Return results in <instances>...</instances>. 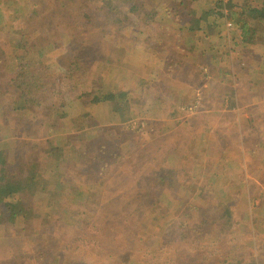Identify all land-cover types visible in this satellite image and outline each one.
Returning <instances> with one entry per match:
<instances>
[{"label":"rangeland","instance_id":"obj_1","mask_svg":"<svg viewBox=\"0 0 264 264\" xmlns=\"http://www.w3.org/2000/svg\"><path fill=\"white\" fill-rule=\"evenodd\" d=\"M132 1L137 11L128 17L106 8L100 12L96 4L101 6V0H0V33L17 25L0 39V51L7 58L5 63L0 58V150L4 151L0 167L21 165L22 181L37 191L31 200V194L23 195L26 201L16 211L32 203L41 213L39 218L29 217L25 230L19 232L13 226L17 215L5 208L8 213L0 223V259L19 264H196L194 259L201 264H257V259L236 263L240 256L220 255L217 243L203 245L198 239L184 237L181 233L189 232V224L172 222V207L195 210L189 205L196 194L186 184L193 167L199 165H195L197 159L184 163L200 153L207 137L223 142L217 137L220 133L233 134V143L220 146L219 155L222 149L230 153L236 141L242 144L246 139V151L251 155L256 152L257 166L264 157V23L246 12H234L244 14L238 18L231 13L230 4L227 8L216 0H170L173 12L162 10L148 24L137 25L145 16L142 12L157 0ZM252 1L264 8V0ZM113 2L106 4L115 5ZM204 9L223 16H204ZM233 17L241 23L235 35L230 33L236 29ZM223 19L226 23L231 20L230 28L221 29ZM165 22L173 25L163 30ZM206 24L209 26L202 29ZM221 31L224 37L216 38ZM197 32L200 48L207 46L206 41L219 46L222 38L221 45L228 41L230 52L237 51L240 62L216 65L219 51L213 48L215 55L208 54L205 59L197 51L183 55L187 44L182 40L194 39ZM88 34H93V39H88ZM107 35L113 40H107ZM9 42L18 47V53ZM17 61L32 66L42 83L46 82L40 103L48 107L44 110L24 103L20 126L17 115L9 116L15 121L6 117L18 107L14 92L20 88L14 83L20 80L12 66ZM149 61L153 70L143 74L148 83L139 84L135 75ZM172 62L180 70V74L172 73L177 79L174 82L158 72L169 69ZM198 66L205 71L216 68V72H202L196 77L205 83L193 85L191 92L189 86L184 88L187 92L181 91L191 104L176 105L177 119L172 111L157 109L155 94L163 92L162 97L169 99L166 105H170L174 91L164 89L175 84L179 92L187 79L183 69L191 76ZM204 84L213 91V98L208 94L200 97ZM112 89L130 94L113 100L96 98ZM198 109L207 111L208 122L191 129L197 121L193 112ZM74 135L81 136L80 143H74L81 146L80 155L70 149L71 144L61 159L51 152ZM188 137L192 143L184 142ZM181 145L185 151L179 149ZM30 150L27 159L34 155L37 168L23 163ZM36 171L42 173V182ZM197 195L201 199L204 192ZM214 197L215 193L207 190L194 206L199 204L203 210ZM60 202L74 218L59 224L55 216L47 215V207H57ZM92 218L98 220L99 228L85 223ZM78 248L80 256L73 259ZM258 264H264V255Z\"/></svg>","mask_w":264,"mask_h":264},{"label":"crops","instance_id":"obj_2","mask_svg":"<svg viewBox=\"0 0 264 264\" xmlns=\"http://www.w3.org/2000/svg\"><path fill=\"white\" fill-rule=\"evenodd\" d=\"M247 4H252L253 6H255V3L252 0H250L249 2L236 0L235 2L231 1V13L236 16L238 15V18L242 17L244 14L234 12H246L248 13V16H251L248 12L249 8L243 9V7ZM245 18L246 17L241 18V22H243ZM228 19L231 18L228 17ZM232 20L233 26H235L236 29L230 30V33L232 35H235L239 33L241 23L234 17L232 18ZM225 21L226 19L222 20L221 29L226 26L230 28L228 25V21L230 22L229 24H231V20H228L227 23ZM257 21H260V23H264V18H258ZM171 25H173V23L169 24L168 22H165L163 30H166V28ZM208 26L209 24H206L202 28L205 29ZM218 36L224 37L222 31L221 33H218L216 35V38H219ZM197 39L198 32L195 33V38L193 40H190V42H197ZM222 40L223 39L221 38L219 46L214 44L216 49H218L219 51L217 52L219 53V55L216 59V65L218 64V62L223 63L226 61H230L234 63L236 60L240 62V56L238 52L235 50H232L230 52L231 48H229L228 41L227 45L224 46L221 45ZM182 41L184 42L185 40ZM196 46H198L197 43ZM210 51L212 50L210 49ZM186 53L189 52H182V54L185 56L191 54V52L189 54ZM208 54H210L211 56L215 55L214 53L210 52H208ZM233 55H237V59H234ZM169 69L173 71H170ZM169 69H165V74L162 73V70L158 72L170 81H177V79L172 76V73L180 74V70H177L178 66L169 65ZM183 70V75L185 74L187 79L183 80L179 92L175 91L178 88V86L175 84L169 90L164 89V91L166 92L171 91L172 93L174 91L175 99L171 102L170 105L167 106L166 103H168L169 99H167V97H162V99L165 101L164 105L160 107V104H157L156 106L157 109L160 107V111H172L171 115L175 116V118L177 112L176 105H183L185 103L191 104L187 103L188 96H182L181 91L187 92L186 90H184V88H187L189 86L191 92L194 90L193 85L205 83L200 80V77L196 76H199L203 73L205 75H210L208 73L211 72L213 74L214 72H216V68L212 69L210 67L209 71H205L204 67L198 66L195 72H193L190 76L186 68H184ZM193 78H196L197 80L195 84H192L191 82V79ZM204 78L206 79L207 76H204ZM214 79H216V77H214ZM162 93L163 92H161V94ZM201 93L202 94L200 97L208 94L211 98H213V91L211 92V88L207 84H204L202 86ZM215 104L217 106L216 101ZM193 113H196L193 116L197 118V121L193 124L195 126L192 125L191 127V124H189L188 127H191V129L197 128V126L202 127L203 124L208 122V115L206 110L198 109L197 112ZM7 120L11 121L9 119ZM191 137L184 139V142L188 141L189 143H192L193 139H191ZM217 137L219 140H223V142H218L213 138V136L207 137L204 143L205 147L200 150V153L198 151L197 155L194 158L189 159L184 163L191 164L194 159H197L195 165H199L198 167H193L191 171L192 174L189 178V183L186 184L190 189H193V192H195L194 194H196L193 195L195 197V200L189 205V208L193 207L195 208V210L190 209L184 211L180 207L173 206L172 211L174 212V214L172 215V222L176 221V223H178L179 225L189 224V232L192 230V233H189V239H198V241L203 245H207L209 243H217V252L220 255L225 257L228 255H232V258L240 256L239 261L235 259L236 263H240L245 260L257 259L258 264V262L260 261V256L264 255V157L257 161L259 164L257 166L255 161L256 152L251 155L249 154L251 153V151H246V139L242 142V144H237L236 141V147L234 150L230 149V153L225 152L222 149L219 155L220 146L223 147L224 145L233 143L231 138H233L234 136L231 133L222 132ZM197 143H200L199 139H197ZM178 144L181 143L178 142ZM179 149H183L185 151L183 145H181ZM208 179H212V182H209ZM207 190H212V193H215V197L213 198L211 205H209L208 207L203 206V210H201L199 208V204L194 206V203H198V201H201ZM198 191L204 192V195L201 197V199L197 195ZM175 208L179 209L180 211L176 212ZM168 215L170 218V214ZM192 219L194 220L192 221ZM184 233L181 234L184 235ZM240 246H242L241 255H238V249ZM194 260L196 264H201L200 260ZM249 264L254 263L252 262Z\"/></svg>","mask_w":264,"mask_h":264},{"label":"trees","instance_id":"obj_3","mask_svg":"<svg viewBox=\"0 0 264 264\" xmlns=\"http://www.w3.org/2000/svg\"><path fill=\"white\" fill-rule=\"evenodd\" d=\"M108 0H101L102 4L100 6V2L99 4H96L97 6H99L100 12H103L102 10L104 8L108 9V11L110 13H114V14H124L128 17H132L135 13V11H137L136 5H134L135 2H133L132 0H113L115 3V5L111 4V5H107L106 2ZM170 0H157L153 5H151L152 7L148 10L143 11L142 13H144L145 16L141 17L138 21H136L137 25H142L144 23L148 24L150 21H152V18L158 14V12H161L162 10L165 11H169L173 9L174 7H172L171 2H169ZM209 0H207L208 2ZM231 1H235V0H216V2L218 4H222L225 5L227 8ZM209 4V3H207ZM85 5L84 3H82V6ZM211 5H216L217 4H211ZM126 6V7H125ZM143 7H145V5H143ZM218 7V6H217ZM249 8V14L250 15H254L257 19L258 18H264V16L262 15V13L264 14V8L262 6H253L252 4H247L243 7V9ZM113 11V12H112ZM205 15L204 16H210L212 14H217V15H222V13H218L216 11H214L213 9H209V10H205ZM232 12V11H231ZM87 13H84V15H82L83 18H85L87 15H85ZM159 22V21H158ZM160 25V23H159ZM15 27H17V25H15L13 28H11L9 31H2L0 33V39L2 37V34L7 36L10 35L12 33V31H14ZM203 29V28H202ZM90 34V33H89ZM88 34V39H93L92 37L94 36L93 34L90 35L89 37ZM118 35L117 33L113 36ZM113 36H109L107 35L106 38L107 40H111ZM105 37V35L103 36V38ZM8 38H11L8 36ZM113 40V39H112ZM190 40H193L192 38H190ZM190 40L188 41H184L187 44V48L186 51L187 52H191V54H193L194 52H198L199 55H201V58L205 59L208 57V52L213 53L214 51H210V49L215 50L216 47L214 45V43H212L211 41H206L207 46H204L203 48H200L199 46H196V41L195 42H190ZM9 45L11 46L12 50L15 53H18V47L14 46L12 47V43L9 42ZM153 51V50H151ZM149 51V52H151ZM160 53H156L155 56L159 57ZM230 55V54H228ZM110 56H113V54H111ZM0 58L2 59V61H4V63L6 62L7 58L6 56L3 54V52L0 51ZM166 61V59H165ZM170 65H177L176 63H171ZM13 68L18 76V79L20 81H15V84L19 85L20 90L18 92H14L15 94H18V107H16L14 110H10L11 112H9V114L6 116L9 120H14L12 117H9L10 115H17L20 119L17 124V126L21 125V120L23 118H20L23 114L24 109L22 108L24 103H33L35 106L42 108V109H46L48 107H43V105L40 103L41 99L43 97V86H46V82L43 84L42 83V79H40V77L35 74L33 72L34 69H32L29 64L28 65H19L18 61L16 63H13ZM148 69L151 71L153 70V65L151 64V62L149 61L148 63H143L142 68L139 71L138 75L136 76V80H138V83L140 81L141 84H147L148 81L145 79V77L143 76V74L145 72L148 71ZM170 70V69H169ZM173 71V70H170ZM139 83V84H140ZM21 91V92H20ZM116 89H112V90H106V91H102L100 93H98L96 95V98H98L99 100H113L115 98H117L118 95L122 96V97H127L130 92L129 91H118L115 92ZM156 98H158L160 107H162L165 103L164 100H162V96L160 91H158V93L155 94ZM160 107L158 109H160ZM7 108V107H5ZM15 121V120H14ZM80 139L81 136H71L68 137L67 140H65V142H62L60 147H53L51 148V152L56 155V157H59V159L63 158L64 155L67 153L66 150L68 149V146L71 144L72 147L70 148L73 152H75L76 154H79V149L81 150V146H78L77 144H74L75 142H79L80 143ZM2 145L0 144V149H2ZM4 151L0 150V153H2ZM84 152V151H83ZM85 153V152H84ZM80 155V154H79ZM31 156V150L28 151L26 153V157L25 159H23V163H27V164H34V166L37 168L39 165L37 162H33L34 161V155H32L33 158L27 159ZM27 159V160H26ZM21 165L17 166V167H10V168H2L0 167V223L2 222L4 216L8 213V211L5 209L6 207H8V209L12 212L13 214L17 215V220L14 223L13 226H15L17 228V231L21 232L23 230H25V224L27 223V220L29 217L34 216V218H39L41 217V213H39L38 208L32 204L29 203L28 205L25 206V208H22V211L20 210V212H17L16 209L19 207V205H22L23 202H25L26 200L25 197H23V195H28L31 194V197L29 198L30 200L33 199V197L36 195V190L35 188L29 186L28 184H25L22 181V177L24 176L23 174V169L20 167ZM37 172V171H36ZM38 177L41 180H43L42 178V173L37 172ZM42 182V181H41ZM33 194V195H32ZM56 199L58 200V196L56 197ZM48 205H52V202L48 203ZM12 206V207H11ZM49 214H47L50 218H53L54 216L57 218L58 223L60 224V222L62 221H67L70 220L71 218H74L73 213H69L67 214V209L65 204H62L61 202L58 204L57 207H47ZM23 216V218H21ZM85 220V219H84ZM85 223L88 224L92 229L93 227H98L99 228V224H98V220H96V218H92L90 219L88 222L85 220ZM9 229H13V227H8L7 230ZM190 232H185L184 233V237H189ZM76 254H73V259H78L76 258V256H80L79 252H80V248L77 249ZM48 262V260H45V263ZM0 264H19L17 261H11L9 259H0ZM24 264H28V262H25Z\"/></svg>","mask_w":264,"mask_h":264}]
</instances>
